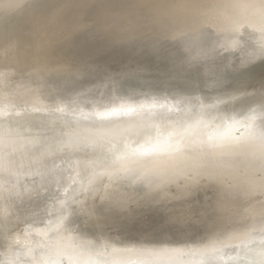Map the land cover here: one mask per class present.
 <instances>
[{"label": "rangeland", "instance_id": "1", "mask_svg": "<svg viewBox=\"0 0 264 264\" xmlns=\"http://www.w3.org/2000/svg\"><path fill=\"white\" fill-rule=\"evenodd\" d=\"M231 1L232 0H0V76L5 77L4 83H1V86L4 85V87L2 86L3 89L0 91V99L4 100L0 102L2 103L0 104V122L3 117L5 119L9 117L8 121L5 120L6 123L4 119L2 120L3 122L0 123L1 125L4 124L3 126L0 125V161L3 162L0 163L1 255H10L9 257L14 260L12 262H16L12 264H18L19 261H15V258L19 249L25 250L24 252H26V250L32 251L33 247L39 251L50 250L48 247H50L49 244L51 243L63 248L78 250L81 245V240L77 236V231L84 227H86L89 233L87 241L92 244H96L97 242L99 244L101 243V248L106 247L105 243L109 240H112L115 245H130V243L134 244L136 241L138 244L142 242V240L152 237H164L166 239L178 237L182 240H188L191 239L192 232L196 229V225L200 218H202V215H204L203 212H201V215L200 211H203V208L206 210L207 207L211 208L212 196L219 194L225 196L226 201L224 202L227 204L222 206L219 205V210H217L216 214L219 215L218 217H220V214H226L225 212L231 209L229 206L230 201L228 200H232V204H238L245 199L242 194L248 190V186H252L251 183L254 184V182L259 179V175L264 171V169L259 167L256 169L255 166L253 167L252 165L253 163L257 164V166H262V164H264L258 163L264 162V134L258 135L253 128H248L245 131L238 130L236 133H233L231 132L233 129L230 128L231 124L229 125L227 123L229 121L228 118H221L220 122L214 124L200 125L201 128L200 126H196L197 128L195 126H189V124L199 119V117H202L200 114L204 113L203 115H205L207 109L209 113L214 109L217 110V108H221L222 102L223 106L225 104L228 105L221 110L224 113L223 117L225 114L228 115L234 111L235 113H240L241 115H239L243 118L246 117V114L243 115L242 113L246 112L245 106H248L251 101L245 100L234 103L230 101H234L243 96L240 92L250 90L249 85H247V87H249L248 89H246L247 87L244 88L246 86L245 84L242 87L241 85L239 86L245 90L234 88L237 92L241 90L238 92L240 95L237 94L239 97H235L233 95L234 89L224 88V90L222 89L221 91V88L218 87L219 89H217V86L214 88V84L209 80L207 82L211 81L214 90L210 88L212 87L211 85H207V83L204 85H207L210 91H214L213 93L211 92V96L209 95L210 91L208 89L204 88L203 90L201 84H199L200 87L196 84V91L198 89L197 92L195 91V87L191 88L194 90L195 94H197L195 95L192 89V92L188 91L189 93H186V90L184 96L189 95L190 97H184L183 93L181 97L185 98V100H181L182 98L178 95V97L181 98V102H178L176 101L178 97L174 95L173 92L170 93V95H174V98L171 95L173 101L169 97V91L164 92V85L166 87L165 91H167L169 89L168 85L173 82V79L176 80V78H172L171 82L167 80L169 83L164 79V83H161L162 81L159 79L158 81H161V84H159L162 86V89H159H164V94L160 99L158 97L157 99L159 102L162 99L163 102L161 101L162 104L160 102V105H158L159 102L154 98L158 106L155 102L151 104L154 101V99H152V102H150V100L147 101L148 105L145 107L146 100H143L146 95L145 90L149 89L151 84L153 85V82L150 85L146 83V89L144 88L145 90L143 89L141 92L137 93L132 100L139 108L142 104H145L141 106V109L134 106L133 108L131 107L133 110H123L124 112H120L119 115H114V113H112L113 115L110 114L112 120L116 116L114 119L116 121L110 122L115 123L114 126L117 125V121V123H119L117 125L118 127L116 126L117 128H115L118 129L115 130L116 132L112 129L114 127H110L112 126L110 122L104 121L110 119V117L107 116L109 112H105V114H108L104 117L106 119L103 118L104 120L102 119L104 114L101 112L99 114L97 113V116L102 114L99 117L94 114L93 117L91 113L87 114L88 112H74V116L78 113L80 114L79 117L76 115L78 118L71 116L73 119H77L76 121L81 122L80 119L84 114L86 118L83 116L85 119L82 118L81 120L82 123L83 120L86 122L90 119L88 116L91 115L90 117L92 119L90 120H93L96 124L93 126L94 124L92 125V123H90L91 121H88L89 124L86 122V126H84V123L79 124L70 118L69 115H73L71 114L72 112L69 111L68 115V110L65 111V109H62L63 107L60 110V106H52V100H50L51 93L55 94L57 98L62 97L63 94L66 93L69 84L71 85L73 82L75 83V81L80 85L86 82L87 79L94 78L98 80L99 83L102 82L106 84L107 82H111L113 78L122 77L137 67H143L148 71L154 70L155 73V68L159 69L158 66L162 64L163 57L167 56L170 50H173V54L169 57L168 62L170 65L168 64V66L172 67V70L173 68L174 70L176 69L175 66H173L176 61L175 64L179 63L178 71L183 72L184 70L190 68V70H192L193 68L199 75H203L209 70L211 71V57L215 56L214 62L218 63V65H230L225 73V78L227 79L234 78V76L237 75V71L241 69L239 66L241 64H246L254 68L257 63H264V55L261 53V50H264V17L253 21L257 24V27H251L248 23L237 24L230 21V19L237 16L241 10L255 15H261L263 13L264 16V0H246L250 2V4L246 6H238L236 0L235 4H231L229 3ZM222 2L228 4H223ZM121 4L124 5L120 8ZM123 6L125 7L123 8ZM169 11L170 14H166V12ZM117 12L120 13L121 16H119L120 14ZM110 15H112L113 20ZM120 17L122 19H120ZM128 18L130 20H127ZM130 21L135 22L132 23ZM117 22L119 24H115ZM108 24L110 25L109 27ZM130 30L132 33H130ZM224 31H229L230 33L223 36L222 34L224 33L222 32ZM196 33L201 34V37H204L205 41L198 49L188 51L191 44L194 43V39L192 38L196 37ZM72 48L74 49L72 50ZM3 50L6 52L4 56L2 54ZM23 50L26 54H22ZM174 51L179 56L175 54ZM186 51L189 53L186 54ZM226 56H228V58ZM170 67H168V69L166 66L164 67L167 72L163 73L164 75L168 74L169 70L171 71ZM108 69L110 71L107 74H103V71ZM19 70L30 78V81L26 82L25 87L21 90L22 92L20 94L23 95V97L20 96L23 99L21 100L18 98L20 102H23V104L19 102L21 104V110L18 109L20 106L17 103V96L11 95L16 88V81L12 73ZM161 70H163V67ZM161 70L158 71L160 72ZM171 72H169L171 75L173 72V75L176 74L175 71ZM190 72L189 74L191 76L188 74V77L192 78L195 76L197 79V74L195 73L194 75L193 70L191 73ZM143 76L141 77L143 78ZM158 76L159 75L156 77ZM188 77L187 79H189ZM157 79L155 78V80H152L156 81ZM180 79L183 80V76ZM193 79L194 78H192V80ZM52 80L59 85L58 91L53 92L50 85L47 84ZM193 81L197 83L198 80ZM175 83L176 81L171 85L174 86ZM155 84L157 85L158 82L156 81ZM192 85L195 86V83L192 82L191 86ZM99 86L100 85L96 84L93 87H98L99 89ZM250 86L252 89V87L256 85ZM198 87L203 92L201 95L205 93L203 96V98L205 97V101L207 98H213L212 95H214L215 92L217 95L221 94V96L225 92L224 94L226 95H224V97H227V95L231 93L236 99L230 95L231 97L227 99H231L226 103V98H220L221 96L219 95L220 97H218L220 100L223 99L222 101H218L220 107H218V105H216L217 108L213 107V104H208L209 101L207 100V104L210 105V108H208L205 101V103H202L203 98L200 95L202 92H200ZM189 88L190 87L187 89ZM93 89L95 94L93 93L94 95H92L96 97L99 92L97 93L95 88ZM216 89L218 91L220 90L219 93ZM114 90L112 91V95L119 91V89ZM226 90L230 93L228 94ZM230 90H232L233 94ZM207 91H209V94ZM34 92L36 93L34 94ZM243 92L242 94L245 93ZM165 94L166 96H164ZM39 95L41 97L43 96V98L37 100V96ZM192 95H194V97H191ZM117 96L118 95H115V97ZM196 96L197 101L199 98L198 102H201V106L194 101ZM93 97L88 98V96H85V98L82 97L83 100L79 99L78 101H83L88 104L89 101L87 100L89 99L91 101ZM214 97L215 98H213V100L210 99V101L212 100L215 102L219 99H217L216 96ZM166 98L168 100L170 99V101L168 102ZM186 98H188L189 101H186ZM143 101H145V103ZM83 102L81 103L83 104ZM175 102L180 103V107ZM182 102L183 104L181 105ZM191 102L195 103L192 104ZM195 104L196 107L194 108ZM205 105L207 109L203 107L204 111L197 108ZM40 106H45L47 110L52 108V110L46 112L44 111L45 108L41 107L42 111H39V109L41 110ZM171 108H173V110ZM15 109L17 111H15ZM135 109H139V111H135ZM153 109L155 113L158 109L156 115L154 112H150L153 111ZM8 110L11 111L8 112ZM60 112L66 113V115L69 116V120L71 119L73 122L68 119L66 120L67 116L64 117L65 114L61 116ZM137 112L140 113L137 114ZM148 112L153 113L156 119L154 118V120V116L152 115V120L149 116L151 114ZM60 116L64 117L65 120ZM58 119H61L64 123L60 120V123H62L60 124ZM67 121L71 123L68 124ZM239 121H234L232 125L236 123L240 124ZM74 122L80 126L78 125V127L76 125V128L71 127L75 126V124H72ZM104 122L107 124L104 125ZM108 124H110L109 127L111 129L107 127ZM88 125H92V128H96L91 131L89 130L91 127ZM99 126H106V129H101ZM19 127H21L20 130ZM24 127L25 129H22ZM54 127H56L55 131L58 130L56 132L57 139L53 141L44 138L47 137V133V135L51 133ZM18 130L22 134L19 132L17 133ZM15 132L18 136H21L18 138L17 135H14ZM13 135L17 138H13ZM42 135H44L43 140L41 139ZM216 135L220 142L221 140H225L226 144L219 146L220 142H217L218 144L215 143L213 149L211 148V141ZM97 140L101 142L98 147L94 146L89 150H82V148L79 147L71 149V146L74 144L77 146L82 144L93 146ZM129 142L134 144L136 142V145L148 149L152 147V145L155 147L158 146L157 148H159V146H166V148L173 147V149L179 147L184 154L191 155L190 157L194 158L193 160L196 161V164L191 170L185 172L187 173L184 174L185 178H193L200 173L205 174L212 168L214 162L220 163L217 169L218 173L216 174L218 178H216L214 185L210 188L206 186L203 178L199 179V177H196L194 184L184 186V188H180L179 186L168 188L166 189V194H168V196L160 197L161 195H159L154 197L149 203L143 202L144 197L135 199V201H133V199L126 204H124V199H120L118 204L122 206L126 205L124 206L125 209L122 210L123 213L121 212L122 214L114 210L111 214H108V212L105 213L103 208L106 205L105 202H99L98 200L103 197L105 200L107 196L112 193L113 189L116 190L113 185V181L115 180L111 178L114 171L110 173V175L99 174L98 176H93L92 171L104 167L106 170H114L117 168V171H120L116 173L121 175L127 168H125V165L118 164L115 156L118 154L117 151L121 148L123 149L124 146L127 145L126 143ZM108 150H112L114 153L107 154ZM152 150L154 149L152 148ZM206 156H208L209 159H205ZM229 158L234 161L238 160L239 164H241L240 168L231 170L229 166L231 160H229ZM2 164H5V166ZM9 167L13 168L12 172ZM62 167H67V170L61 173L59 171ZM6 168L9 169L6 171ZM1 169H5L8 173L1 171ZM21 173H23V179H20ZM7 175L10 176V179L15 180L8 181L9 176ZM12 175H14V178L11 177ZM24 175L26 177H24ZM4 178L5 180H3ZM16 178L22 181L20 182V180ZM16 180L19 181L17 182L18 185ZM14 182L16 184H14ZM85 182L93 183V185L85 191L83 199L81 203L78 202V205L89 201H91V203L89 202L87 205L79 208L78 212H76V219L74 222H64L59 226L60 229L58 232L59 234L62 233L60 236L53 238L50 231L37 236L36 233L29 231L31 224L38 223L39 221L41 222L42 217L43 221H46L52 214L50 213L51 211L47 210L46 212V209L44 211L43 209L47 203L58 197L56 194L59 192L61 193L64 185L71 183L75 188H78ZM259 185L260 187L262 186V181H259ZM23 191H26L27 194ZM211 191L214 193L212 196ZM230 193L232 194L229 195ZM26 195L29 196L26 197ZM72 196L73 193L68 197ZM203 199L205 201L208 199L207 202L209 203L204 202ZM209 199H211V201H209ZM42 202L43 205L41 204ZM203 202L204 205L201 204ZM243 202L245 204H242L243 212H246L244 209L246 207V201ZM198 204L203 205V208L201 206V210L198 209ZM205 204L207 205L206 207ZM58 208L63 209L64 207L62 204H57L50 209L58 210ZM237 208L239 210H236L235 215L241 213L239 212L241 208ZM35 210L38 211L39 216H37L38 214L36 212V214L33 212ZM206 210L204 212H206ZM261 212H263V210H261L260 213ZM32 213L38 218H34V214ZM263 214L264 213H261L259 215V212H257V215L254 214L255 218L252 220H260L261 217L264 220ZM255 215L258 218H256ZM234 218H236V216H234ZM249 218L251 219V217ZM237 220L239 222L240 218H237ZM253 221L251 222L253 223ZM238 222L233 219H228L224 224L227 226L229 225L232 230H236V224ZM182 224L185 225L182 226ZM180 225L182 228H180ZM260 227L264 229V225ZM262 228L257 230V232L261 230L257 233V235L261 233V238L264 237L262 236L264 235L262 234ZM144 232L145 235L143 234ZM106 238H108V240ZM50 239H52V241H50ZM115 247L116 246L111 247V252L106 250V255L109 253L114 254L117 250L121 249L118 248V246ZM76 250L75 253H70L73 258L78 262L84 260L85 253ZM124 252L126 255L131 256L132 254L130 253L133 251L125 249ZM57 253L58 255H62L59 257L66 255V252H62L61 250ZM114 256L115 255H112L111 257L110 255L109 257L114 258ZM5 260H8V258L5 257ZM37 261L39 260H31L30 263L34 264Z\"/></svg>", "mask_w": 264, "mask_h": 264}, {"label": "bare ground", "instance_id": "2", "mask_svg": "<svg viewBox=\"0 0 264 264\" xmlns=\"http://www.w3.org/2000/svg\"><path fill=\"white\" fill-rule=\"evenodd\" d=\"M236 2H237L236 4L238 6H246V5L250 4V2H247L246 0H236ZM229 3L235 4V0H232ZM223 4H228V3H223ZM122 5H124V4H121L120 8ZM124 7L125 6H123V8ZM127 8H129V7H127ZM223 8H225V7H223ZM125 10H126V8H125ZM222 10H224V9H222ZM244 12H245L244 10H241L240 13H238L237 16L232 17L230 19V21L235 22L237 24L248 23V24H250L251 27H254V26L257 27V24L254 23L253 21H256L257 19L264 17L263 13L261 15L260 14L255 15V14H250V13H246V12L244 13ZM118 14H120V13H118ZM166 14H170V11L166 12ZM110 16L112 18V15H110ZM119 16H121V14ZM122 17H123V15H122ZM129 18L127 20H130ZM120 19H122V18L120 17ZM112 20H113V18H112ZM110 21H111V19H110ZM141 21H142V19H141ZM130 22H132V21H130ZM133 22H135V21H133ZM136 23H137V21H136ZM111 24H112V22H111ZM115 24H119V23L117 22ZM130 25H132V24H130ZM109 26L110 25L108 24V27ZM133 28H135V27H133ZM112 29H114V28H112ZM130 33H132L131 30H130ZM222 33H224V34H222L223 36H226L230 32L224 31ZM231 34H232V32H231ZM195 36H196L195 38H192V39H194V41H193L194 43L192 42L193 44H191L188 51L189 50L193 51V50L198 49V47L200 45H202L205 41L204 37H201V34H197ZM230 36H232V35H230ZM123 37H125V36H123ZM87 41H89V40H87ZM113 41H114V38H113ZM73 49L74 48H72V50ZM261 51H262L261 53L264 55V50H261ZM174 53L177 54L175 51H174ZM187 53H189V52L186 51V54ZM2 54L4 56V55H6V52L3 50ZM22 54H26V52L23 50ZM172 54H173V50H170L168 55L163 57L162 64L158 66L159 69L155 68L156 74L154 73V70L148 71L147 69H145L143 67H137L134 70L130 71L129 73L123 75L122 77L113 78V80L111 82H107L106 84H104L102 82L99 83V81L95 80L94 78H92V79L89 78L86 80V82H83V84H80V85L77 84L75 81L76 84L74 82L71 85L69 84L66 93L63 94L62 97L57 98L55 94L51 93V95H50L51 96L50 100H52L51 105L54 107L60 106V110L63 107L62 109H65V111L68 110L67 114L69 113V111L72 112L71 114L79 111L80 113L81 112L82 113L88 112L87 114L91 113L92 115L94 114L97 116L101 112L104 114L102 116V119H103L104 117H106V114H108V113L105 114V112H109V115H107V116L110 117V114L113 115L112 113H114V115H119V113L122 112L123 110L124 111L128 110V109L133 110V109H131V107L133 108L134 106H136V103L134 101H132L133 97L137 93L141 92L144 88L146 89V87H145L146 83H148L150 85L153 82V85L151 84V87L149 86L150 88L147 90L144 89L146 92V95L143 98V100H146V106L145 107H147V105H148V102H147L148 100H150V102H152V99H154V98L157 99V97H158L160 99L163 96L164 92H168V91H169V97L172 100L174 98V95H176L177 97L179 95L181 97L182 94L184 93L183 94V96H184L186 90H187L186 93L188 91L192 92L193 89L191 87H193V88L195 87V91H196V87L197 86L200 87L199 84H201V87L203 90H204V88L205 89L209 88L207 86L208 84L211 86L214 84V88H215V86H217V89L221 88V91H222V89L224 90V88L225 89L230 88L232 90L234 88H236V89L239 88L241 90H245V89L241 88L245 84L246 86L244 88H246L247 85H249L250 88L247 87L246 89L249 88L250 90L244 91L245 93L242 91L244 94H242V92H240L241 90L238 91L241 93V95H243L238 99H236L235 97L236 96L239 97L238 95H240V93L238 94L236 89H234L235 90L234 94H233L232 90H230L235 97H233L230 92H229L230 93L229 94L227 92V90H226V92L229 94V95H227V97H224V95H226V94H224L225 92L223 93L222 96H221V94H219L221 97L219 95H217V93L215 92L216 95L214 93V95H212V97L215 98L214 96H216L217 99L219 97L220 98L223 97V99L226 98V100H227L226 103H228V101H230L231 98L229 100L227 98L231 97V96L234 99H236L234 101H230L232 103L242 102L245 100L251 101V103L248 106H245L246 112L242 113L243 115L246 114L247 118L246 117L243 118L242 116H240L241 115L240 113H238V112L235 113V111L231 114H228V115L225 114V116L223 117L224 113L221 110L228 105L225 104L223 106V102H222V104L221 103L220 104L223 107L221 106V108L218 109L216 107V105H218V107H220V105L218 104L219 103L218 101L220 100V98L215 102L212 101L213 98H211V97L207 98V100L209 102L212 101L211 103L208 102V104H213V107L217 108V110L214 109L215 111L213 110L212 112L210 111L208 113L207 107L210 108L209 107L210 105L207 104V102H206L207 100L205 101V99H204L205 97L203 98L205 93H204V95H201V94H203V92L198 87L200 89V92H202V93H200L201 97L203 98L202 103L206 102V104L208 106L206 107V105H205V106L197 107V108H200L202 111H204V109H207V113L205 115H203L204 113L201 110H199V111H201V113H203V114H200V115H202V117H199V119H197L196 121H192L191 124H189V126H195L196 127V126H200V125L214 124V123L220 122L221 118H226V119L228 118L229 121L227 123L229 125L231 124L230 128L233 129V130H231V132H233V133H236L238 130H240V131L244 130L245 131L248 128H253L254 131H256L258 133V135H262V133L264 134V110H262L260 107V100L262 97H264V63H262V64L257 63L254 68H252L251 66L246 65V64L245 65L241 64V65H239L241 69H240V71H237V75L234 76V78L227 79V78H225V73L227 71V68L230 67V65H227V64L218 65V63L214 62L215 56H212L211 62H210L211 71L209 70L210 72L208 71L206 74L199 75L198 72L192 68L194 75H195V73L197 74L196 75L197 79L195 76L192 77V78H194L193 80H198L196 83V81H193L191 77H188L189 72L190 71L192 72V70H190L191 68L188 70H184L185 72L184 71L180 72V71H178L179 70V68H178L179 63L175 64L176 61L173 65L176 68L175 70H174V68L172 70V67L168 66L169 57ZM226 57L228 58V56H226ZM74 58H76V57H74ZM179 61H181V60H179ZM177 62H178V59H177ZM213 62L216 64H214ZM165 66L167 69H168V67H170L171 71H175L176 74L173 75L174 74V72H173V74L171 75L172 72L169 70V72H171V73L168 72V74L164 75L163 73H167L165 71L166 68H164ZM162 67H163V70L165 72L163 70H161ZM158 70H161L162 72L161 71L159 72ZM109 71H110L109 69L104 70L103 74L104 73L107 74ZM187 71H189V72H187ZM215 72H216V75H215ZM12 75L14 76V79L16 81V88L13 90L11 95H14L15 97L17 96L16 99L19 98L22 100L23 98H21V96L23 97V95L20 94L22 92L21 90H22V88L25 87L26 82L30 81V78H29V76L24 75L22 73V71H20V70L15 71V73L13 72ZM157 75H159V76L156 77ZM138 76H140V77H138ZM141 76H143L144 79ZM182 76H183V80L180 79ZM189 76H191V75L189 74ZM192 76H193V74H192ZM187 77L189 79H187ZM139 78H142L143 80L139 79ZM155 78L156 79L158 78L156 80L158 82V84L161 81H162L161 83H164L163 82L164 80L166 82H168L167 80H170V82H171L172 78H176V80L173 79V82L176 81L177 84L175 83L174 86H172L173 82L171 83L172 85L171 84L168 85L166 83L169 86V89L167 91H165L166 87L164 85L165 90L163 89L164 90V92H163V90L159 89V88L162 89V86L160 85L161 83L159 84V86H158V84L157 85L155 84L156 83V81H154ZM152 79H154V80H152ZM159 79H161V81H158ZM4 80H5V77L0 76V91L4 87V85H2L3 87L1 86V83H4ZM186 80L187 81L189 80V81L187 82ZM209 80H211L213 84L211 83V81L207 82ZM232 80H234V81H232ZM192 82L195 83V86L194 85L191 86ZM189 83H191V84H189ZM205 83H207V85H204ZM47 84L50 85L53 92L59 90V85L55 81H53V80L49 81ZM96 84L100 85L99 89H98V87L97 88L93 87ZM185 84L190 88L187 89L188 87ZM196 84H197V86H196ZM254 84L257 87L254 86ZM43 85H45V84H43ZM183 85H185L186 87ZM240 85H241V87H239ZM250 85H253L254 87H252V89H251ZM92 87L95 88L97 93L99 92L96 97H93V95L95 93L93 92L94 89ZM210 88L213 89V86ZM114 89H116V90L119 89V91L116 92V94L112 95V91ZM97 90H99V91H97ZM197 91H198V89H197ZM209 91H207L208 94H209ZM219 91H218V93H219ZM172 92L174 93V95L171 94L173 96V98H171V95H170V93H172ZM193 92H194V90H193ZM204 92H206V91H204ZM211 92L212 91H210V94H209L210 96L214 91L212 93ZM35 93L36 92H34V94ZM119 94H120V96H119ZM191 94H193V93H191ZM194 94H195V92H194ZM31 95H32V93H31ZM115 95H118V96L115 97ZM85 96H88V98L93 97L91 101L89 99L87 100V101H89V103L86 101L88 104H86L83 101H78L79 99L83 100L82 97L85 98ZM164 96H166V94ZM186 96L190 97L189 95H186ZM186 96H184V97H186ZM197 96H196V98H194L195 100L192 98H189V99H192L195 102H197V104L198 103L200 104L201 102H198L199 98L197 101ZM191 97H194V95H192ZM37 98H38L37 100H40L43 98V96L41 97L39 95V96H37ZM167 98H168V95H167ZM181 98L178 97V99L176 101L181 102V100H185V98H182V99ZM19 99H18L17 103L20 106L21 104H23V102H20ZM86 99H87V97H86ZM155 99L151 104H153L156 101ZM170 99L169 100L167 99L168 102L170 101ZM210 99H212V100L210 101ZM187 100H188V98H186V101ZM192 100H190V101H192ZM200 100H202V99H200ZM222 100H220V101H222ZM3 101H4L3 99H0V102H3ZM157 101L159 102L158 99H157ZM161 101H162V99H161ZM186 101H184V102H186ZM78 102H80V103H78ZM81 102H83V104ZM143 102L145 103V101H143ZM150 102H149V104H150ZM160 102L158 105H160ZM162 102H161V104H162ZM213 102L214 103L217 102V103L214 104ZM175 103H177V102H175ZM194 103H192V104H194ZM0 104H2V103H0ZM155 104L157 105V102H155ZM177 104H178V106L180 105V103H177ZM182 104H183V102L181 103V105ZM142 105L144 106L145 104H142ZM141 106H140V108L138 106H136V107L141 109ZM172 106H174V105H172ZM199 106H201V104ZM41 107L45 108V106L44 107L40 106V108ZM195 107H196V104L194 105V108ZM203 107H206V108L203 109ZM42 108H41V110L38 108L39 111H42ZM75 108H76V111H75ZM18 109L21 110L22 109L21 106L18 107ZM139 109L138 110L135 109V111L136 110L139 111ZM171 109L173 110V108H171ZM48 110H52V108L48 109ZM48 110H47V108H45L44 111L47 112ZM145 110H146V108H145ZM145 110H144V112H145ZM150 110H148V111H150ZM155 110H156V108H155ZM155 110L153 109V111H150V112H154ZM9 111H11V110H8V112ZM15 111H17V110L15 109ZM62 111H64V110H62ZM140 111H143V110H140ZM174 111H175V109H174ZM157 112H158V109H157L156 113ZM139 113L140 112H137V114H139ZM156 113H155V115H156ZM60 114H61V116L63 114H65V116L63 115L64 117L67 116L66 113H64V112L63 113L60 112ZM149 114H151V115H149L151 118L153 113H149ZM76 115L79 117L80 114L78 113ZM76 115L74 116V114H73V115H69V116H70V118H72L73 116L78 118ZM94 115H93V117H94ZM100 115H102V114H100ZM155 115H153L154 116L153 119L154 118L156 119ZM69 116H67L68 118L66 117V120L67 119L69 120ZM83 116H84V114L82 115V118H83ZM90 116L91 115H89L88 117L90 119H92ZM99 116H97V117H99ZM64 117H61V118L63 119ZM115 117H114V119H115ZM85 118H83V119H85ZM3 119H4V121L5 120L8 121L9 117H7V119H5L3 117L2 120ZM81 119H80L81 122H78V121H76L77 119L72 118V120L78 122L79 124L82 123ZM90 119L88 121L89 122L91 121L90 123H92V125L94 124L93 126H95L96 125L95 122H93V120H90ZM104 119H106V118H104ZM114 119L112 120L110 117L109 120L106 119L104 121H107V122L114 121L115 122L116 120H114ZM2 120H1V122H3ZM60 120L58 119L59 123L62 121V120L61 121ZM63 120H65V118ZM72 120L70 119L69 121H72ZM239 120H241V121H239ZM6 121H5V123H6ZM69 121H67L68 124L71 123ZM88 121H86L87 124H89ZM234 121L235 122L239 121L240 124L236 123L235 125H232V123ZM67 122H65V123H67ZM86 122H85V120H83L84 124ZM117 122H116V124L118 125L119 123H117ZM62 123H64V121H62ZM62 123H60V124H62ZM72 124H75V122ZM106 124L107 123L104 122V125H106ZM114 124L115 123H111L112 126H110V124H108L107 127L108 128L114 127V128H112L114 131L118 130V129H115L118 126L117 125L114 126ZM3 125H1V126H3ZM76 125H77V123L75 124V126H71V127L76 128ZM56 126H59V125H56ZM84 126H86V124ZM91 126H89V127H91ZM223 126H225V125H223ZM89 127H86V128H89ZM20 128L21 127H19V130H20ZM55 128L56 127H54V129L51 131V133H49V135H47L48 134L47 133L46 134L47 137H44V138H47V140H53V141L55 139H57L56 132L58 130L55 131ZM62 128H63V126H62ZM94 128H96V127H93V128L91 127V128H89V130L93 131ZM99 128L106 129V126L105 127L99 126ZM200 128H201V126H200ZM22 129H25V127ZM19 130L17 131V133L18 132L21 133ZM59 130H62V129H59ZM53 132H55V133H53ZM15 133H14V135H17V133L16 134ZM51 134H53V135H51ZM19 136H21V135H19ZM19 136L17 135L18 138H19ZM43 136L44 135H42V138H41L42 140H43ZM17 137L14 136L13 138L16 139ZM39 139H40V137H39ZM218 139L219 138L217 137V135L212 138L211 148L214 149L215 143L220 142V140H218ZM222 139H223V137H222ZM100 144H101L100 140H97L93 144V146L84 145V144L77 146L76 144H74L71 146V149L79 147V148H82V150H89V149L93 148L94 146L95 147L100 146ZM126 144L127 145L124 146L123 149L121 148V149H119V151H117L118 154H116V156H115L117 158L118 164L125 165V168H127V170H125L121 175L116 173V172L120 171V170L117 171V168L114 170H109V169L106 170L104 167V168H97L96 170L92 171L93 176H98L99 174L110 175V173H112L114 171V173H112L111 178L115 180V181H113V185H114L116 190L113 189L112 193H110V195L107 196V198L105 200H104V197L102 199L98 200L99 202H103V203L105 202L106 205L103 207L105 213L108 212V214H111V212L114 210L120 214L122 212V210L125 209L124 206H126V205L122 206V205L118 204L120 199L121 200L124 199V204H126L127 202H131V200H133V199H134L133 201H135V199H140V197L141 198L144 197L143 202L149 203L154 197H157L159 195H161L160 197L168 196V194H166V189H168V188H171L173 186L174 187L179 186L180 188H182V187L184 188V186L194 184L196 177H199V179L203 178V180H205L204 182H205L206 186L210 187V188L214 185L216 178H218V176L216 174L218 173L217 169L219 168L218 165H220V163H217V162H214L212 164L213 165L212 168L209 169L205 174L200 173V174L195 175L193 178H191V177L185 178L184 174H187L185 172H189L191 170V168L196 164V161L193 160L194 158L190 157L191 155L184 154L179 147H177V148L175 147L174 149H173V147H170L171 148L170 149L168 147L166 148V146L165 147L159 146V148H157L158 146L155 147L154 145H152V147H149V149H148V148H143V147L136 145V142H135V144L132 142L131 143L129 142ZM219 144H220L219 146H223V144L225 145L226 144L225 140H223V141L221 140V142ZM152 148L154 150H152ZM110 153L113 154L114 152L112 150H108L107 154H110ZM209 156H211V155H209ZM207 158L209 159L208 156L205 157V159H207ZM233 159H234V157H233ZM233 159L229 158V160H231L230 165H229L231 167V170H234L235 168L236 169L240 168L241 164H239L238 160L234 161ZM0 163H3V162L0 161ZM258 163L262 164L264 162H258ZM2 165L5 166V164H2ZM252 165H253V167L255 166L256 169L258 167L264 169V164H262V166H257V164L253 163ZM1 168H2V166H1ZM9 168L11 169V172H12L13 168L12 167H9ZM9 168H6V171ZM66 168L67 167H62L59 172H61V173L64 172L65 170H67ZM262 169H259V170H262ZM1 171L4 172L5 169H1ZM6 173H8V172H6ZM3 174L6 175L5 173H3ZM22 174L23 173L20 174L21 175L20 179L21 178L23 179ZM14 175H12L11 177L14 178ZM7 176H9V175H7ZM24 177H26V176L24 175ZM5 178L3 180H5ZM18 178H16V179H18ZM8 179H9L8 181H10V180L14 181L15 180V179H10V176ZM20 179H18V180H20ZM18 180H16V183L19 182ZM258 180L262 181L263 187L262 186L260 187ZM258 180L255 181L254 184L251 183L252 186L251 187L248 186V190L242 194V196L245 197V199L242 200V202L246 201L245 202L246 207L244 206L245 207L244 209L246 210V212H243V205H245L244 202L243 203L241 202L238 204H232L233 203L232 200H228V201H230L229 206L231 209L229 208L230 210L225 212L226 214H224V215L220 214V217H218L219 215H216V214H217V210H219L218 209L219 205L222 206V205H226L227 203L224 202V201H226L225 196H223L221 194L214 195V193H212V191H211V193H212L211 196L214 195V196H212L213 198L211 197L212 205H210L211 203L209 204L211 206V208L207 207V210L205 208H203L204 202H207L208 199L206 201L203 199L204 202L201 203L203 205L198 204L199 205L198 209L201 210V206L204 209L203 211L202 210L200 211V213L203 212L204 215H202V213H201L202 218H200V220L198 221V224L196 225V229L192 232L191 239L182 240L181 238H178V237H174V238L171 237L170 239H166L164 237L163 238L152 237V238H148L146 240H142V242H140L138 244H137V241L134 244L130 243L131 246L130 245H123V244L122 245H115V243H113L112 240L111 241L109 240V241H106V243H105L106 247L101 248L100 247V246H102L101 243L99 244L97 242L98 244L97 243L92 244V243H89L87 241V238H88L87 236L89 235V233H88V230L86 229V227H84V228H81L80 230L77 231V236L81 240L82 246L80 245L79 249L78 250L75 249V250L81 251V252L83 251L85 253L84 260H81L80 262L75 260L73 258V256L70 254V253H72V254L75 253V250L73 248H63L60 246L53 245L51 243H50L51 245L49 244L50 247H48L50 250H42V251L40 250L39 251L37 249H34V247H33L32 251L26 250V252H27L26 253V252H24L25 250L19 249L18 252L16 253L17 255L15 258V261H19L18 264H31L30 263L31 260H33V261L39 260V261L35 262L34 264H264V237L263 238L260 237L261 233L259 235H257V233L259 231H261V230H259L257 232V230L259 228H262L260 226L264 225V223H263L264 220L262 217H261L262 219L260 218V220L259 219H255L254 221L252 220L255 218L254 214L257 215V212H259V215L261 213H264V171L262 174L259 175ZM21 181L22 180H20V182ZM16 183L14 182V184H16ZM228 183H231V182H228ZM17 185H18V183H17ZM92 185H93V183H90V182H88V183L85 182V183L81 184L78 188H75L71 183L64 185L63 190H61V193L59 192L58 194H56L58 197L56 199L52 200L51 202L47 203L45 208L43 207L44 208L43 211L46 209V212L48 210V211H51L50 213H52V214L48 217V219L46 221H43V219H42L43 217H42L41 220L43 222L39 221L38 223L31 224V226L29 227V231L36 233L37 236H39L40 234L43 235V234L47 233L48 231L51 232L50 234H52L53 238L60 236L62 233L59 234V232H58L60 229L59 226H61L62 223H64V222L65 223L74 222L76 219L75 218L76 212H78L79 208L81 206L87 205L89 202L91 203V201H89V202H85L83 204L78 205V202L81 203L85 191L87 189H89ZM29 190H32V189H29ZM19 192H17V193H19ZM23 192L25 194H27L26 191H23ZM72 193H73V196L68 197ZM234 193L237 194L236 192H234ZM231 194L232 193H230L229 195H231ZM31 195H30V198L32 199ZM28 196L26 195V197H28ZM169 196H170V194H169ZM95 199L97 200L96 197H95ZM211 199H209V201H211ZM207 203H209V202H207ZM41 204L43 205V202ZM57 204H62L64 208L59 209L60 208L59 207L58 210L57 209H50L54 205H57ZM206 204H205V207L207 206ZM237 207L241 208V211H239L241 213L239 215H235V212L238 209ZM36 208H38V207H36ZM30 209H32V208H30ZM36 210L33 212L34 213L36 212L38 214L37 216H39V213ZM56 210H57V212H56ZM205 210H206V212H204ZM261 210H263V212L260 213ZM34 213H32V214H34ZM244 213H245V215L246 214L247 215L245 216ZM35 214L33 216H34V218L37 219L38 217H36ZM250 214H252L253 216ZM248 215H249V217H251V219L248 217ZM234 216H236V218H234ZM237 216H239V217H237ZM237 218H240L239 222H238ZM256 218H258V217L256 216ZM228 219L229 220L233 219L234 221L236 220V222H238L236 224V230H232V228H230L229 225L227 226L226 224H224V222ZM39 220H40V218H39ZM250 220L253 221V223ZM261 221H262V224H261ZM254 222H256V223H254ZM183 225H185V224H182V226ZM182 226L180 228H182ZM263 232H264V229H263ZM263 232H262V234H264ZM140 233H141V231H140ZM143 234L145 235V232ZM262 236H264V235H262ZM52 239H50V241H52ZM106 239L108 240V238H106ZM113 246H116V247L118 246V248H121V249L117 250L114 254L109 253L108 255H106L107 254L106 250L111 252V247H113ZM123 248L128 249L130 251H133L132 253H130L132 255L131 256L126 255V253L124 252L125 249H123ZM39 249H43V248H39ZM59 250H61L62 252H66L65 253L66 255L63 257H59V256H62V255H58L57 252ZM87 255H90V256H87ZM110 255H111V257H112V255H115L117 257L114 256V258H110L109 257ZM9 256L7 254L6 255L0 254V264L16 263V262H12L14 260L12 258H10ZM98 256H99V258H98ZM5 257H7L8 260H5Z\"/></svg>", "mask_w": 264, "mask_h": 264}, {"label": "snow or ice", "instance_id": "3", "mask_svg": "<svg viewBox=\"0 0 264 264\" xmlns=\"http://www.w3.org/2000/svg\"><path fill=\"white\" fill-rule=\"evenodd\" d=\"M260 107L262 110H264V97H262L260 100Z\"/></svg>", "mask_w": 264, "mask_h": 264}]
</instances>
